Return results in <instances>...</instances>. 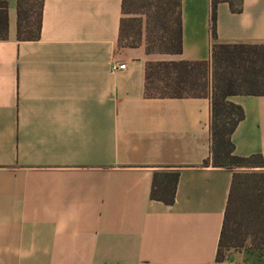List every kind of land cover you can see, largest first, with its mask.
Here are the masks:
<instances>
[{
    "label": "crops",
    "instance_id": "0c3cea01",
    "mask_svg": "<svg viewBox=\"0 0 264 264\" xmlns=\"http://www.w3.org/2000/svg\"><path fill=\"white\" fill-rule=\"evenodd\" d=\"M5 1L0 264H264L250 244L216 259L234 168L209 158L210 94L144 95L148 60L209 59L210 0H181L179 53L119 45L121 0H43L34 39ZM215 41L264 43V0L219 1ZM227 98L233 152L264 160V94ZM163 168L179 170L172 203L149 194Z\"/></svg>",
    "mask_w": 264,
    "mask_h": 264
},
{
    "label": "trees",
    "instance_id": "16d2710c",
    "mask_svg": "<svg viewBox=\"0 0 264 264\" xmlns=\"http://www.w3.org/2000/svg\"><path fill=\"white\" fill-rule=\"evenodd\" d=\"M219 1L239 11L242 0H210L209 30L213 40L209 59L148 60L144 72L145 96L211 97L210 160L234 168L224 210L216 259L229 247L245 244L259 250L264 261V160L260 153L237 155L231 132L243 116L241 105L230 101L233 93L264 94V43L217 42L216 14ZM43 0H17V37H39ZM7 4L0 0V37L6 34ZM144 42L147 52L182 51L181 0H121L118 44ZM215 84L207 88L208 71ZM179 170L153 171L150 197L172 203ZM248 240V241H247Z\"/></svg>",
    "mask_w": 264,
    "mask_h": 264
},
{
    "label": "rangeland",
    "instance_id": "374dc122",
    "mask_svg": "<svg viewBox=\"0 0 264 264\" xmlns=\"http://www.w3.org/2000/svg\"><path fill=\"white\" fill-rule=\"evenodd\" d=\"M207 78H208V81H207V88H209V87H213L214 86V84H215V76H214V74H213V70L212 69H210L209 71H208V75H207ZM248 241V240H247ZM248 244V243H247Z\"/></svg>",
    "mask_w": 264,
    "mask_h": 264
},
{
    "label": "built area",
    "instance_id": "2783aa9c",
    "mask_svg": "<svg viewBox=\"0 0 264 264\" xmlns=\"http://www.w3.org/2000/svg\"><path fill=\"white\" fill-rule=\"evenodd\" d=\"M111 68L112 69H120V68H123L125 66V63L124 62H118L116 60H113L111 62Z\"/></svg>",
    "mask_w": 264,
    "mask_h": 264
}]
</instances>
